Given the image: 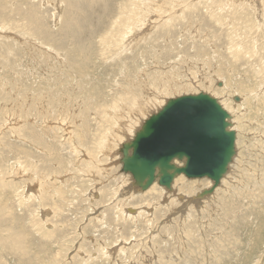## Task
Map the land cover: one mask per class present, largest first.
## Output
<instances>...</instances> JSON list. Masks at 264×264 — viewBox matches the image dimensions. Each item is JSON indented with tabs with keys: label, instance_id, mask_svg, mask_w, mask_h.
<instances>
[{
	"label": "rangeland",
	"instance_id": "rangeland-1",
	"mask_svg": "<svg viewBox=\"0 0 264 264\" xmlns=\"http://www.w3.org/2000/svg\"><path fill=\"white\" fill-rule=\"evenodd\" d=\"M200 92L226 175L134 187L131 125ZM0 264H264V0H0Z\"/></svg>",
	"mask_w": 264,
	"mask_h": 264
},
{
	"label": "water",
	"instance_id": "water-1",
	"mask_svg": "<svg viewBox=\"0 0 264 264\" xmlns=\"http://www.w3.org/2000/svg\"><path fill=\"white\" fill-rule=\"evenodd\" d=\"M230 114L205 92L173 97L145 120L134 139L122 147V169L148 189L158 182L168 188L178 174L208 177L218 186L236 153ZM175 160L184 161L177 165ZM205 189L200 196L213 191Z\"/></svg>",
	"mask_w": 264,
	"mask_h": 264
},
{
	"label": "bare ground",
	"instance_id": "bare-ground-1",
	"mask_svg": "<svg viewBox=\"0 0 264 264\" xmlns=\"http://www.w3.org/2000/svg\"><path fill=\"white\" fill-rule=\"evenodd\" d=\"M132 1H133V0H132ZM144 2H145V0H144ZM136 5H138V4H136ZM137 8H138V7H137ZM143 8H144V7H143ZM128 10H129V9H128ZM133 11H134V10H133ZM133 11H132V12H133ZM125 12H126V11H125ZM132 12H131V13H132ZM135 12H136V11H135ZM150 12H151V11H150ZM123 13H124V12H123ZM133 15H134V14H133ZM123 16H124V14H123ZM134 16H135V15H134ZM150 16H151V15H150ZM121 17H122V15H121ZM125 17H126V15H125ZM127 17H128V16H127ZM127 17H126V18H127ZM129 17L132 18L131 16H129ZM126 18H125V21L127 20ZM133 18H135V17H133ZM136 19H137V18H136ZM136 19H135V20H136ZM145 19H146V18H144L143 20H145ZM128 20H129V19H128ZM128 20H127V21H128ZM132 20H134V19H132ZM140 20H142V19H140ZM125 21H124V22H125ZM130 21H131V20H130ZM113 22H115V21H113ZM134 22H135V21H134ZM140 22H141V21H140ZM129 24H131V22H129ZM132 24H133V23H132ZM142 24L144 25L143 21H142ZM120 25L122 26V23H121ZM123 26H124V23H123ZM126 26H127V25H126ZM126 26H125V27H126ZM128 26H129V25H128ZM130 27H131V28H130L129 30L131 31V29H132L133 27H132V26H130ZM135 29H136V27L134 28V30H135ZM118 30H119V29H118ZM139 30H140V29H139ZM126 31H127V27H126ZM127 32H128V31H127ZM135 32H138V31H135ZM129 33H130V34H128V35H131V32H129ZM145 34H146V33H145ZM133 35H134V34H133ZM134 36H135V35H134ZM129 38H130V36H129ZM124 39H126V38H124ZM122 41H123V40H122ZM130 41H131V38H130ZM102 43H103V42H102ZM112 43H113V42H112ZM124 43H125V42H124ZM128 43H129V42H128ZM119 44H120V43H119ZM119 44H118V45H119ZM122 44H123V43H122ZM120 46H121V44H120ZM123 46H126V45H123ZM84 47H85V46H84ZM221 88H222V87H221ZM233 91H235V90H233ZM196 94H197V93H196ZM244 94H245V92H244ZM135 95H136V94H135ZM236 95H237V94H236ZM131 96H132V94H131ZM180 96H181V95H180ZM211 96H212V95H211ZM150 97H151V96H150ZM176 97H178V96H176ZM212 97H213V96H212ZM134 98H136V97H134ZM170 99H171V98H170ZM216 99H217V98H216ZM133 100H134V99H133ZM148 100H149V98H148ZM168 100H169V99H167V100L161 105V107L157 109V111L160 110V109H161V108L167 103ZM218 100H219V99H218ZM140 101H141V100H140ZM143 101H144V98H143ZM225 101H226V100H225ZM137 102H138V101H137ZM146 102H149V101H147V99H146ZM218 102L222 105V107H223L226 111L228 110L227 107H226V106H227V103H225V105H224L222 102H220V101H218ZM240 102H241V101H240ZM138 103H139V102H138ZM151 103H153V102L151 101ZM126 104H127V103H126ZM141 104H142V103H140V105H141ZM140 105H138L137 107H139ZM238 106H239V105H238ZM128 107H129V106H128ZM140 107H141V106H140ZM143 107H144V106H143ZM145 107H147V106H145ZM141 108H142V107H141ZM133 109H134V108H133ZM145 109H146V108H145ZM134 110H136V109H134ZM139 110H140V108H139ZM140 111H141V110H140ZM157 111H156V112H157ZM138 112H139V111H138ZM138 112H137V114H138ZM227 112H228V111H227ZM139 113L141 114V112H139ZM143 113H144V112H143ZM148 113H149V112H148ZM150 113H151V112H150ZM153 113H155V112H153ZM153 113H151V114L148 115L147 117L144 116L145 118H144V120L142 119L143 122H142V124H140L139 127H137L139 124H138V125H135V124L133 125V124H132L130 128L128 127L129 129H131L130 131L133 132L134 134H133V136H132L131 139H129V137H128V138L126 137V138L128 139V140H126V141H127L126 143H128V142H130V141H132V140L134 139V137H135L137 131L140 130V128L142 127V125H143V123L145 122V120L148 119ZM135 114H136V113H135ZM138 116H139V115H138ZM140 116H141V115H140ZM133 118H134V117H133ZM136 119H138V117H136ZM229 119H231V118H229ZM229 119H228V120H229ZM139 120H140V119H139ZM122 128H123V127H122ZM230 129H232V128H231V125H230ZM133 130H134L135 132H134ZM124 136H125V135H124ZM124 136H123V137H124ZM106 138H107V137H106ZM121 138H122V137H121ZM121 138H120V139H121ZM126 138H124V139H126ZM106 140H107V142L109 141V139H106ZM111 140H112V139H111ZM105 142H106V141H105ZM107 142H106V143H107ZM108 144H109V143H108ZM124 144H125V143H121V144H120L119 149H120L121 152H122V147L124 146ZM105 145H106V144H105ZM109 145H110V144H109ZM104 147H105V146H104ZM175 163H176L177 165H183V164H184V161L175 160ZM178 163H179V164H178ZM180 163H182V164H180ZM230 164H231V163H230ZM122 165H123V164H122ZM228 167H229V166H228ZM121 168H122V167H121ZM228 169H229V168H228ZM122 170H123V169H122ZM124 172H125V171H124ZM226 173H227V172H226ZM225 175H226V174H225ZM225 175H224V176H225ZM127 176L129 177V179L132 177L131 179H133V186H134V187H136V186L139 187V186L136 184V182H135V180H134V177L132 176L131 173H128V172H127ZM177 176H178V177H183V176H184V177H186V178H188V179H192V178L187 177V176L184 175V174H178ZM177 176L174 178V180H173V182H172V185H174V183L177 181ZM224 176H223V177H224ZM203 178H208V177H203ZM209 179H210V178H209ZM211 180H212V179H211ZM212 181L214 182V180H212ZM157 183L159 184V182H158V178L153 182V184H152L148 189H152V188H153L152 186H153V185H156ZM159 185H161V184H159ZM172 185H171V187H172ZM214 185H215V183H214ZM214 185H213L211 188H213ZM161 186H162V187H165V188H168V187H166V186H164V185H161ZM139 188H140V187H139ZM215 188H216V187H214L213 191L215 190ZM140 189H141V188H140ZM28 190H29V189H28ZM141 190H143V189H141ZM204 190H205V189H204ZM201 193H202V192H201ZM135 211H136V210H135ZM136 212H137V211H136Z\"/></svg>",
	"mask_w": 264,
	"mask_h": 264
}]
</instances>
